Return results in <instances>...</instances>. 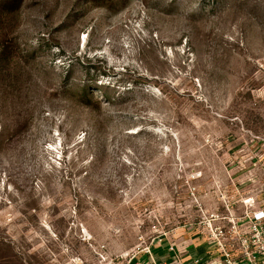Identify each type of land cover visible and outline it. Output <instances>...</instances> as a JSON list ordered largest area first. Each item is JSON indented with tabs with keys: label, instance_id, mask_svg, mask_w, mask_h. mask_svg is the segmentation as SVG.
Listing matches in <instances>:
<instances>
[{
	"label": "rangeland",
	"instance_id": "obj_1",
	"mask_svg": "<svg viewBox=\"0 0 264 264\" xmlns=\"http://www.w3.org/2000/svg\"><path fill=\"white\" fill-rule=\"evenodd\" d=\"M257 161L264 0H0V264L185 248Z\"/></svg>",
	"mask_w": 264,
	"mask_h": 264
},
{
	"label": "built area",
	"instance_id": "obj_2",
	"mask_svg": "<svg viewBox=\"0 0 264 264\" xmlns=\"http://www.w3.org/2000/svg\"><path fill=\"white\" fill-rule=\"evenodd\" d=\"M259 173H256L255 171ZM244 178L250 186L238 190L234 180L218 183L219 204L209 208L191 191L197 204L195 234L206 244L202 256L187 259L176 242L167 241L169 253L165 259H157L149 246L143 248L144 261L138 258L132 264H264V164L253 163ZM236 195L230 196L228 190Z\"/></svg>",
	"mask_w": 264,
	"mask_h": 264
},
{
	"label": "crops",
	"instance_id": "obj_3",
	"mask_svg": "<svg viewBox=\"0 0 264 264\" xmlns=\"http://www.w3.org/2000/svg\"><path fill=\"white\" fill-rule=\"evenodd\" d=\"M180 242H178L177 244H179ZM186 246L185 248L179 249L184 251L186 258L190 259V258H195L198 256H202L205 252V248H206V244L201 243L200 241L196 240L195 242H185ZM162 245H155V247L153 248V255L157 258V259H165L168 257L169 253L167 252L166 249V245L164 248V250L161 249ZM161 250V251H159ZM144 257V256H141ZM211 264H221L218 260L213 261Z\"/></svg>",
	"mask_w": 264,
	"mask_h": 264
},
{
	"label": "trees",
	"instance_id": "obj_4",
	"mask_svg": "<svg viewBox=\"0 0 264 264\" xmlns=\"http://www.w3.org/2000/svg\"><path fill=\"white\" fill-rule=\"evenodd\" d=\"M86 91H87V88L86 89H83L82 97H87V96L89 97V96H91V95L87 94Z\"/></svg>",
	"mask_w": 264,
	"mask_h": 264
}]
</instances>
